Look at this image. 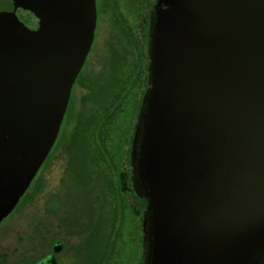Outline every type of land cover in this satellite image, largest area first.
<instances>
[{
  "label": "water",
  "instance_id": "95a60500",
  "mask_svg": "<svg viewBox=\"0 0 264 264\" xmlns=\"http://www.w3.org/2000/svg\"><path fill=\"white\" fill-rule=\"evenodd\" d=\"M11 1L0 12V224L57 143L98 23L97 0ZM157 6L137 161L145 264H264V0Z\"/></svg>",
  "mask_w": 264,
  "mask_h": 264
},
{
  "label": "rangeland",
  "instance_id": "374dc122",
  "mask_svg": "<svg viewBox=\"0 0 264 264\" xmlns=\"http://www.w3.org/2000/svg\"><path fill=\"white\" fill-rule=\"evenodd\" d=\"M158 1L98 0L94 47L73 88L62 137L30 193L0 224V264L36 263L57 242L65 248L59 264L146 262L147 208L131 181V148L147 63L151 90L155 81ZM13 10V1L0 0L1 12ZM16 13L39 28L31 12Z\"/></svg>",
  "mask_w": 264,
  "mask_h": 264
},
{
  "label": "flooded vegetation",
  "instance_id": "af4514ba",
  "mask_svg": "<svg viewBox=\"0 0 264 264\" xmlns=\"http://www.w3.org/2000/svg\"><path fill=\"white\" fill-rule=\"evenodd\" d=\"M10 1V0H9ZM165 7V6H164ZM163 7V8H164ZM1 12V11H0ZM38 23H39V21H38ZM155 23H156V21H155ZM155 23H154V25H155ZM24 24H26V23H24ZM27 25V24H26ZM27 27L28 28H30L28 25H27ZM31 29V28H30ZM38 29V28H37ZM32 30V29H31ZM36 30V29H35ZM35 30H33V31H35ZM151 67H153L152 65H150L149 63H147L146 64V66H145V68L143 69L144 70V73L142 74L141 73V75H140V79H142L143 78V76H145V82H144V88H145V86H146V88H145V92H144V97H143V102L144 103H141V105H140V110H141V112H140V118H141V120H140V123H139V129H137L136 130V132L134 133V140H133V143H132V148H131V150H132V167H133V175H132V177H131V181L133 182V184H134V186H135V192H136V194H138L140 197H142V200L143 201H145V206H146V211H147V213H148V201H147V199H146V197H145V194H144V190H143V187L141 186V183H140V181H139V177H138V174H137V164H138V159H139V155H140V147H141V141H142V138H141V135H142V132H143V126H142V124L144 123V118H145V113H146V111H147V108H148V104H149V99H150V95H151V92H152V90H151V84H152V73H151V71H153V70H151ZM145 71H146V73H145ZM143 80V79H142ZM139 83V82H138ZM149 95V96H148ZM72 98H73V96H72ZM148 99V100H147ZM72 100V99H71ZM70 108V107H69ZM68 114V113H67ZM67 114H66V116H67ZM65 116V121H66V117ZM64 121V122H65ZM64 124V123H63ZM63 129V125H62V128H61V130ZM139 131V132H138ZM62 132H63V130L61 131V133H60V135H59V137H58V139H57V143H56V145H55V147L58 145V143H59V141H60V138L62 137ZM54 147V148H55ZM54 148H53V150H54ZM52 150V151H53ZM51 155H52V153H51ZM47 162V161H46ZM46 162L42 165V167L40 168V171L38 172V174H37V176H36V179L33 181V183L31 184V186L29 187V191H28V193H30V189L32 188V186L34 185V183L36 182V180L38 179L37 177H38V175H39V173L41 172V170L44 168V165L46 164ZM27 193V194H28ZM27 194L20 200V204H21V201L27 196ZM19 204V205H20ZM18 205V206H19ZM18 208V207H17ZM16 208V209H17ZM16 209H15V211H16ZM15 211H13V213L15 212ZM13 213H11L10 214V216L9 217H11L12 216V214ZM146 213V212H145ZM146 213V214H147ZM8 217V218H9ZM7 218V219H8ZM6 219V220H7ZM6 220H4L3 222H5ZM2 222V223H3ZM1 223V224H2ZM56 245H60L61 246V251L60 252H55V247H56ZM56 245H54V247H53V251H52V253L51 254H49V255H47V256H45L44 257V259H41V260H39L38 262H36V263H33V264H52L53 262L54 263H56V264H59V261L57 260V255H59V254H61L64 250H65V248H64V244L62 243V242H57L56 243ZM147 258V257H146ZM146 261V260H145ZM145 264V263H144Z\"/></svg>",
  "mask_w": 264,
  "mask_h": 264
},
{
  "label": "trees",
  "instance_id": "16d2710c",
  "mask_svg": "<svg viewBox=\"0 0 264 264\" xmlns=\"http://www.w3.org/2000/svg\"><path fill=\"white\" fill-rule=\"evenodd\" d=\"M115 90H116V89H115ZM109 95H110L109 97H110V99H111V98L114 96V92L111 91V93H110ZM84 152H85V155H86V156L89 155V153H87L86 151H84Z\"/></svg>",
  "mask_w": 264,
  "mask_h": 264
}]
</instances>
